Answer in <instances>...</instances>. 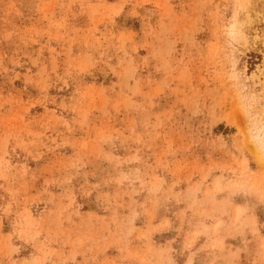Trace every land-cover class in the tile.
Segmentation results:
<instances>
[{"label":"rangeland","instance_id":"rangeland-1","mask_svg":"<svg viewBox=\"0 0 264 264\" xmlns=\"http://www.w3.org/2000/svg\"><path fill=\"white\" fill-rule=\"evenodd\" d=\"M0 264H264V0H0Z\"/></svg>","mask_w":264,"mask_h":264}]
</instances>
